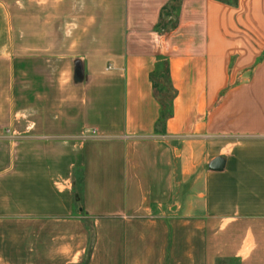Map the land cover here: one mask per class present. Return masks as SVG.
Masks as SVG:
<instances>
[{
	"label": "crops",
	"instance_id": "crops-1",
	"mask_svg": "<svg viewBox=\"0 0 264 264\" xmlns=\"http://www.w3.org/2000/svg\"><path fill=\"white\" fill-rule=\"evenodd\" d=\"M0 45V264H264V0H0Z\"/></svg>",
	"mask_w": 264,
	"mask_h": 264
},
{
	"label": "rangeland",
	"instance_id": "rangeland-1",
	"mask_svg": "<svg viewBox=\"0 0 264 264\" xmlns=\"http://www.w3.org/2000/svg\"><path fill=\"white\" fill-rule=\"evenodd\" d=\"M5 47H7L8 50H6ZM6 51H8V54H7L8 58L14 57L15 51H16V46L15 45H0V54H1V52H6ZM1 70L2 69L0 67V71ZM164 75L165 74L163 73L162 77L160 76V78H159L160 87L158 86L156 88V91H157V94L159 95L160 100L164 101V103L166 105H170L172 97H173V90L170 86V83L168 82V80L166 79V77ZM80 175H81L80 170H77L76 176H75V190L77 193L80 192ZM76 210H77V208H76ZM91 233H93V232H91ZM93 236L94 235L89 236V246L87 248V254H89L92 250V246H93V243L95 240ZM84 262H86V260H84Z\"/></svg>",
	"mask_w": 264,
	"mask_h": 264
},
{
	"label": "trees",
	"instance_id": "trees-1",
	"mask_svg": "<svg viewBox=\"0 0 264 264\" xmlns=\"http://www.w3.org/2000/svg\"><path fill=\"white\" fill-rule=\"evenodd\" d=\"M163 73L165 74L164 76L166 77V79L170 83V77H169L168 70H165ZM163 73H162V75H163ZM162 75H161V77H162ZM158 86L160 87V83L155 81V88H157ZM161 102L163 103V109H162L160 123H163L165 121V119L171 115V104L170 105H166L164 103V101H161Z\"/></svg>",
	"mask_w": 264,
	"mask_h": 264
},
{
	"label": "water",
	"instance_id": "water-1",
	"mask_svg": "<svg viewBox=\"0 0 264 264\" xmlns=\"http://www.w3.org/2000/svg\"><path fill=\"white\" fill-rule=\"evenodd\" d=\"M224 165H225V160H224V158L221 157V156H219V157L214 158V159L211 161L209 167H210V169H212V170H222L223 167H224Z\"/></svg>",
	"mask_w": 264,
	"mask_h": 264
}]
</instances>
